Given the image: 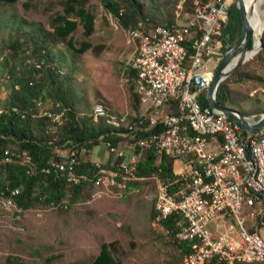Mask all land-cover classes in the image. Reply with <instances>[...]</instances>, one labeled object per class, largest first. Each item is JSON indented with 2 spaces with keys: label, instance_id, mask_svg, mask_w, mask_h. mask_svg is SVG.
Listing matches in <instances>:
<instances>
[{
  "label": "rangeland",
  "instance_id": "374dc122",
  "mask_svg": "<svg viewBox=\"0 0 264 264\" xmlns=\"http://www.w3.org/2000/svg\"><path fill=\"white\" fill-rule=\"evenodd\" d=\"M104 1L89 0L87 3V8L95 15L94 31L89 36L84 35V28L78 23L76 29L64 38L52 34L51 24L55 14L63 13L64 0H17L0 5V103L11 90L9 70L18 60L13 59V49L8 44L18 38L19 42H23L22 48L30 45L24 32H33L34 26H38L42 28L44 34L40 33L46 37L50 48L52 57L49 62L58 64L63 72L59 81L70 102L77 108L79 118L88 116L96 103H102L109 115L125 118L124 121L115 118L118 125L122 121L127 124L133 120L137 113L132 108L129 69L140 40L138 37H135L137 40L130 39V27L121 26L116 16L106 9ZM183 1L155 0L151 4L163 13L172 14L177 24L184 26L192 15V8L186 3L182 5ZM22 20L38 23L32 26ZM239 34L236 33V38ZM69 37L77 47L82 40L89 41L90 47L83 53H74L67 45ZM262 38L264 46V29ZM255 55L220 83L227 94L226 106L243 111L245 115L264 107V56L257 58ZM220 58L213 56L209 59V65L214 70ZM20 70L21 64H18L15 71ZM54 89L45 87L43 95L47 96L45 92L52 93ZM49 100L44 101L45 107L51 104ZM208 139L211 141L213 137ZM122 143L126 144L125 152L130 154L133 149L128 145L134 144L127 138ZM92 149L93 155L99 158L107 154L101 142ZM10 150L14 157L19 158L17 147L10 146ZM102 165L104 170L98 171L89 180L94 182L85 187L82 197L69 208L37 204L27 210H17L1 199L0 264H46L45 260L49 257H53L52 264L76 261L89 264L103 242L115 243L114 255L121 263L194 264L190 256V263L187 257L182 256L167 231L159 225V219L152 217L161 186L158 178H125L122 175V181L118 179L119 174H114L110 168L113 163ZM5 176L2 167L0 180H4ZM13 258L18 260L12 263ZM225 262L215 264H253L250 261Z\"/></svg>",
  "mask_w": 264,
  "mask_h": 264
},
{
  "label": "built area",
  "instance_id": "2783aa9c",
  "mask_svg": "<svg viewBox=\"0 0 264 264\" xmlns=\"http://www.w3.org/2000/svg\"><path fill=\"white\" fill-rule=\"evenodd\" d=\"M236 1L202 2L182 28L172 26L163 31H154L145 26L139 28V32L134 34L143 40V51L139 53L136 68L139 109L135 125L126 135L136 137L138 133L160 131V138L128 145L133 149L130 154L124 150L126 144L122 143V137L116 144L107 138L108 133L100 140L107 152L114 156L111 163L128 172L136 171L145 150H153L159 156L165 154L173 159V172L182 181L181 186L171 192L169 185L172 181L160 178L164 198L157 204L156 216L162 219L177 214L179 217L176 221L183 222V229L176 231H184L183 241L188 244V251L197 260L207 263L213 260L222 262L228 256L237 258L248 253L264 252V243H257V236L254 235L251 202L241 187V180H248L249 186L260 195L264 236V143L253 145V149L244 148L243 134L251 133L243 131L239 123L212 108L207 98L214 73L209 59L222 56L224 52L227 42L224 28L229 10ZM192 46L201 47V58L194 72L184 111H176V94L182 83L187 53ZM205 100L207 105H204ZM50 102L51 112L58 109V101ZM48 118L58 124V119H51V114ZM175 118L195 119L199 131L223 128L226 137L202 141L199 135L186 133L185 126L164 131V123ZM260 131H264V128ZM90 149L85 141H66L61 146H55L54 155L65 156V163L58 164L60 168L77 167L85 161ZM0 155L13 156L5 151H0ZM251 157L259 158L258 179H251ZM89 160L93 165L104 164L101 160ZM38 167L41 169V166ZM14 188L2 189L0 197L15 200ZM50 203L68 206L62 200Z\"/></svg>",
  "mask_w": 264,
  "mask_h": 264
},
{
  "label": "trees",
  "instance_id": "16d2710c",
  "mask_svg": "<svg viewBox=\"0 0 264 264\" xmlns=\"http://www.w3.org/2000/svg\"><path fill=\"white\" fill-rule=\"evenodd\" d=\"M16 1L0 0V5L4 6ZM88 1L64 0L63 13H57L51 19L52 34L56 37L64 38L76 29L78 23H81L84 28V35L89 36L94 31L95 15L87 8ZM154 1L105 0L104 6L111 13L115 14L116 17L120 18L119 23L121 26L125 28L130 27L129 30L134 29L137 33L142 26L146 28L151 27L154 31H157L161 26L168 28L172 26L183 27L177 24L172 14L163 13L159 10V7L151 4ZM206 1L208 0H184L182 5L185 3L189 4L192 8V13H194L198 6ZM22 22L32 26L38 23L33 21L26 22L24 20ZM139 24H141L140 27L133 26ZM32 30L35 31L30 32L27 30L24 32L25 37L29 38L30 45L22 48L23 42H19L18 38H15L8 44L13 49V59L18 60L9 70V76L12 80L11 90L3 103H0V151L6 152V150H9L11 153L10 146L17 147L19 158L11 156L13 161L2 162L5 155H0V169L3 167L6 173L5 179L0 180V192L2 189L15 187V200L3 199L1 197L0 200H5L9 205L15 206L17 210H27L37 204L51 206V201L59 202L61 200L63 203L66 202L68 204L67 208H69L73 202L82 197L85 187L94 182L89 180L94 178L97 173L95 174V165L89 160V156H86L85 161L81 162L80 165L74 167L77 172L86 173L91 178L82 181L78 185H69L65 176L60 175L58 172H52L51 174L39 172L40 168L38 166H51L54 161L65 160L62 158V155H54L55 146H61L66 141L79 143L85 141L89 147H92L100 144V140L106 137L107 133V138L113 144H116L118 140H121L120 137H122V140L127 138L134 145H137V141H148L149 134L159 131H148V133L144 134L138 133L136 137L135 135H126L134 127L139 109L136 91L138 88V77L136 76V70L132 68L129 69V78L131 79L130 94L132 108L137 113L133 121L125 124L123 123L125 120L123 116H111L109 113L107 116H97L93 113V110L88 113V116L79 118L77 108L70 102L67 93L59 81V77L63 75V72L58 64H51L49 62V58L52 56L46 37H42L41 35V33L44 34L42 28L34 26ZM240 31V12L236 5L233 4L229 10L228 21L224 28L227 42L223 50L235 40L236 33ZM67 45L74 53H83L90 47V42L82 40L79 47H77L72 37H69ZM251 45L252 41L249 43V48ZM193 51L194 46L190 48L187 54L188 59H192ZM255 56L257 58L264 56V46ZM18 64H21L22 70L15 71ZM45 87H55L54 92L48 93L46 91L45 95L47 96H44L43 89ZM47 98L48 100L50 99L49 101H58L65 108L64 114L58 119V124L52 122L48 118V115L43 113L44 110L51 111V104L46 107L44 106V101H47ZM216 99L220 104L226 106L227 94L222 84L217 88ZM207 104L208 102L205 100L204 105ZM256 110L255 113H262L264 112V107H258ZM176 111H182V107L177 100ZM240 112L243 113V111ZM113 118H123V121L119 125H116L111 122ZM51 119L54 118L51 117ZM175 120L178 123L183 122L182 118H175ZM166 124L165 122L164 127ZM218 137H221V135H218ZM24 160L31 161L34 167L36 166V171L29 172ZM110 168L114 169L115 174H119V180L123 181V177H128L117 165L113 164ZM131 176L139 178L155 176L158 178L159 183L160 178H169L172 181L169 185L171 192L178 190L182 182L173 172V159L165 154L159 156L153 150L143 151V155L137 163L136 171L129 174V177ZM132 181H127V184ZM152 217L159 219V221L157 220L159 225L167 231L182 256L187 257L188 262L190 256L191 261V251H188V244L183 241L184 231H176V229H183V227L177 225L176 220L179 216L171 214L161 219V217L156 216V210L154 209ZM115 250L114 242H103L98 254L89 264H131L121 263L114 255ZM51 258L53 257L46 258V264H52L50 263ZM8 259L10 261V258ZM16 260L18 259L13 258L12 263ZM222 262L227 263L224 260ZM204 263L215 264L217 262L213 260L209 263L206 261ZM231 263L243 264L239 262ZM20 264L25 263L20 262ZM69 264L84 263L76 261Z\"/></svg>",
  "mask_w": 264,
  "mask_h": 264
},
{
  "label": "bare ground",
  "instance_id": "6f19581e",
  "mask_svg": "<svg viewBox=\"0 0 264 264\" xmlns=\"http://www.w3.org/2000/svg\"><path fill=\"white\" fill-rule=\"evenodd\" d=\"M244 4L247 9L248 20L252 28L254 29V33H255L254 49L249 51L246 54L247 59H249L250 57L253 56V53L258 46L259 36L264 29V6H263L264 0H261L260 3H259V0H244ZM166 28L168 27L161 26L160 28H158L157 31H163ZM175 28H178V27H175ZM136 33L137 32L134 29H130L129 30L130 39L137 37L136 35H134ZM141 51H143V40L142 41L140 40V43L135 48V53H134L133 58L131 59L130 68L136 70V68L138 67L137 58ZM200 58H201V47L194 46L192 59L190 58L189 60L187 58L189 62L188 61L186 62L185 68L182 71V83L179 86V92H177L176 94V100L180 103L182 107V111H184V108L187 104V97L191 89L192 79L194 76V72L196 71L197 66L199 64ZM236 60H237V55L233 57V59L229 62L226 68L229 69L236 62ZM128 80L129 78L127 77L126 81ZM137 85H138V80H137ZM14 110L17 111L16 108H14ZM92 110H93V113L97 116H107L108 115V110L106 106H104V104L102 103H96ZM64 111H65V108L62 106V104L58 103V109H53L52 112L50 110H44L43 113L46 115L51 114L52 118L59 119L64 114ZM261 115H263V113L247 115V120L258 119V117H260ZM182 119H183V122L181 123L176 122L175 119L172 120L171 122H166L167 124L164 127V131L178 130V129H181L183 126H185L186 133H189V135H199V139H201L202 141H207L209 140L208 138L210 137H213V139H216L218 135H221V137H226V130H224L223 128H211V129L199 131V128L196 127L195 119H192V118H182ZM113 120H116V119L113 118ZM119 120H123V119L121 118ZM113 124L118 125V120H116ZM159 138H160V131L152 132L151 134L148 135V140L159 139ZM261 143H264V131H259L258 133H255V134H252V133L243 134L242 145L244 146V148L253 149V145H259ZM6 152L10 153L9 150H6ZM11 161H13L12 157L5 155L2 162H11ZM24 163L27 165L29 172L36 171L35 170L36 166L34 167V164L31 161L24 160ZM64 163H65V160L54 161V163L51 166L48 165V166L41 167L39 172H44L46 174H51L52 172H58L60 175L65 176V179L69 185H78L82 181L91 179L86 173L77 172L74 167L60 168L58 164H64ZM117 167L120 168L119 166ZM100 170H104L103 165L95 164V171H96L95 174L98 173V171ZM121 171H123L129 177L130 172H128L127 169H121ZM258 178H259V158L251 157V179H258ZM241 187L242 189H244L245 197L247 198V200L251 202V205L254 211V235L257 236V243H264V236H262L263 202L260 199L259 193L256 192L252 186H249L248 180H241ZM163 198H164V191H163L162 186H160L157 200L155 202L156 211H157L158 202L162 200ZM51 206L56 207V205L53 203ZM177 225L180 227H183V222L177 221ZM183 238H184V233H183ZM191 261L194 264H201L205 262V260H197L196 257H193L192 253H191ZM224 261H250L253 264H264V252L248 253L245 256H237V258L235 256H228L227 259H225Z\"/></svg>",
  "mask_w": 264,
  "mask_h": 264
},
{
  "label": "water",
  "instance_id": "95a60500",
  "mask_svg": "<svg viewBox=\"0 0 264 264\" xmlns=\"http://www.w3.org/2000/svg\"><path fill=\"white\" fill-rule=\"evenodd\" d=\"M236 7L239 9L241 17V31L238 37L230 43L222 53L220 61L214 70L212 80L207 90V98L209 105L221 111L225 116L233 119L240 124L243 131H248L252 134L258 133L264 128V112L255 122H249L247 115L241 113L239 110L229 106L222 105L216 99V91L221 81L227 77L234 69L240 66L245 60H247V53L254 49V29L252 28L248 16L247 9L244 4V0H237ZM252 41V45L249 48V43ZM263 47L262 33L259 36L258 46L255 49L253 56L257 54ZM237 55L236 62L228 69L226 68L229 62Z\"/></svg>",
  "mask_w": 264,
  "mask_h": 264
},
{
  "label": "crops",
  "instance_id": "0c3cea01",
  "mask_svg": "<svg viewBox=\"0 0 264 264\" xmlns=\"http://www.w3.org/2000/svg\"><path fill=\"white\" fill-rule=\"evenodd\" d=\"M263 113V112H262ZM253 114H260V113H253ZM251 115V114H250ZM131 121H133V120H131ZM130 121V122H131ZM105 149V148H104ZM91 152H90V154H87V156H89V158H91V159H97V160H100L101 159V161L106 165V166H110L111 165V162L113 161V159H114V156H113V154H110V153H108L107 152V154H105V156L103 157V158H99V157H97V156H95V155H93V153H92V147H91ZM107 151V150H106ZM173 166H174V163H173Z\"/></svg>",
  "mask_w": 264,
  "mask_h": 264
}]
</instances>
